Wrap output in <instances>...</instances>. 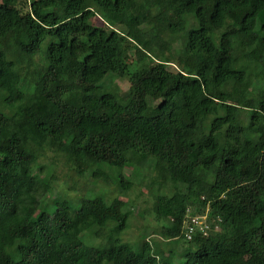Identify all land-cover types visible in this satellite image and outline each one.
<instances>
[{"label": "trees", "instance_id": "obj_1", "mask_svg": "<svg viewBox=\"0 0 264 264\" xmlns=\"http://www.w3.org/2000/svg\"><path fill=\"white\" fill-rule=\"evenodd\" d=\"M0 107V264H174L156 240H124L121 198L48 207L50 144L105 181L103 167L154 161L152 213L187 244L178 264H264V0H0ZM194 216L207 229L187 239Z\"/></svg>", "mask_w": 264, "mask_h": 264}, {"label": "rangeland", "instance_id": "obj_2", "mask_svg": "<svg viewBox=\"0 0 264 264\" xmlns=\"http://www.w3.org/2000/svg\"><path fill=\"white\" fill-rule=\"evenodd\" d=\"M246 13V10H240L234 14V18L239 20ZM174 42L173 47L175 49L184 48L187 43L185 34L174 33L171 35ZM6 52L8 56L19 66H33V60L25 53H23L14 44L7 46ZM157 51H153L154 55ZM151 55V56H152ZM38 58H36V61ZM175 69L174 66L171 67ZM113 85L119 87L121 95L126 98L129 95L130 83L126 79H115ZM251 81L247 82L241 91L235 96L234 101L237 103L239 99L248 91L256 92V89ZM107 87L98 90L99 94L104 93ZM156 105V104H155ZM0 112L7 114L10 110L7 107H0ZM157 114V109L152 106L148 112L149 116ZM50 148L47 155L39 160V164L44 165V170L39 171L37 169V175L42 178L49 179L54 177L53 186L51 190L46 191L44 201L48 207L54 206L52 203L56 197L61 196L67 198L71 204L78 207L77 204L82 197L102 196L104 195L108 200L114 198H121L126 203L125 210L130 212L129 227L124 234V240L126 242H134V240L140 239V237L146 238L147 241L153 242L156 240L161 243V248L166 250L173 249L174 251L167 253L160 257L161 262H172L178 264L182 262L181 254L185 252L187 244L181 240L175 241L174 244L169 243L161 237L162 223L157 221L152 213L154 194L152 184H156L159 181L157 169L154 161L147 160L142 161L139 166L133 163H126L122 170L102 168L109 176L108 181L102 180L100 177H93L90 173L85 175H79L73 171L67 165V159L65 156L58 157L54 152V145L50 144ZM99 167H96L98 169ZM123 174L124 179L132 184L131 189L124 190L120 187V184L116 181L119 174ZM52 203V204H51ZM205 218L202 219L204 222ZM131 240V241H129ZM248 263V262H245Z\"/></svg>", "mask_w": 264, "mask_h": 264}, {"label": "built area", "instance_id": "obj_3", "mask_svg": "<svg viewBox=\"0 0 264 264\" xmlns=\"http://www.w3.org/2000/svg\"><path fill=\"white\" fill-rule=\"evenodd\" d=\"M203 218H205L204 222L202 221ZM205 222L206 217L194 216L191 220V224H193L194 226L188 227L189 230L185 232L186 238L191 239L192 235L195 233L196 228L203 231L207 229V225Z\"/></svg>", "mask_w": 264, "mask_h": 264}]
</instances>
